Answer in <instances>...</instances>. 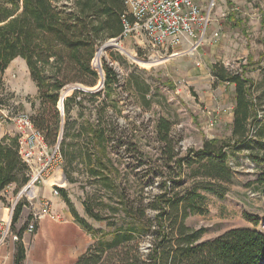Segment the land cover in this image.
Returning <instances> with one entry per match:
<instances>
[{"label": "rangeland", "instance_id": "rangeland-1", "mask_svg": "<svg viewBox=\"0 0 264 264\" xmlns=\"http://www.w3.org/2000/svg\"><path fill=\"white\" fill-rule=\"evenodd\" d=\"M69 1L56 0L61 7H68ZM196 2L206 20L203 32L198 38L184 39L169 53L151 46L139 33L106 39L95 47L96 55L90 66L97 71L98 80L93 86L78 85L90 92L103 89L100 84L104 79V63L115 69L120 81V95H114L121 108L115 121L117 135L109 142L105 155L108 186L104 187L99 177L90 176L80 166L69 169L68 177L61 165L60 171L45 177L31 204L25 198L16 200L18 192L14 193V189L9 193L3 191L0 199L4 209L0 217L6 218L7 208L14 205L7 242H15L16 231L27 232L22 264H71L102 232L112 231L106 221L94 220L85 213L83 200H88L94 209L101 203L116 210L120 191L131 203L143 197L146 204L166 186L170 190L167 196L178 197L180 205L195 208L185 223L193 229H203L200 241L236 227L264 233V162L255 160L252 151L258 131L264 129V0ZM123 51L143 61L162 59L143 65L129 59ZM115 56L119 61L113 60ZM214 65L228 75L237 74L254 83L257 116L244 142L236 144L231 138L234 90L230 86L234 88V84L218 81L212 73ZM128 77L130 84L125 90ZM75 84L62 88L56 104L60 113L62 96L71 95ZM140 92L146 95V101L141 100L143 104L134 99ZM0 98L4 101L0 106V126H7L16 138L22 133L19 115L32 118L47 109L38 98L25 61L19 57L10 62L1 77ZM100 100L98 97L95 105ZM230 113L232 120L228 122ZM71 117L70 121L75 119L78 125L87 121L86 111L76 104ZM158 117L172 123L168 145L158 141L155 130ZM213 140L228 146H223L221 153L204 151V142ZM69 141L75 143L71 138ZM171 147L176 158L181 159V170L173 163L167 165ZM62 173L65 185L60 189L65 191L70 206L59 192L55 205L50 202L58 219L43 217L32 232L26 231L30 212L36 211L44 199L42 189L50 186L52 190L53 180H61ZM17 204L21 205L20 212L14 218ZM72 209L90 226V231L77 223ZM110 213L108 210L107 214ZM147 214L153 216L154 212L148 210ZM150 238L146 234L140 236L142 252L148 251Z\"/></svg>", "mask_w": 264, "mask_h": 264}, {"label": "trees", "instance_id": "trees-1", "mask_svg": "<svg viewBox=\"0 0 264 264\" xmlns=\"http://www.w3.org/2000/svg\"><path fill=\"white\" fill-rule=\"evenodd\" d=\"M123 15V0H70L68 7L59 6L56 0H0V83L10 62L17 57L23 59L37 87L38 98L47 106L42 113L29 117L33 127L42 134L47 145L59 142L61 165L68 177L69 169L80 166L90 176L99 177L104 187L109 181L105 173V155L109 142L117 135L115 121L121 114L119 102L114 98L120 95L117 72L104 63L103 89L96 92L75 89L63 99L62 113L56 109V104L67 84H96L99 75L90 66L97 51L94 53V49L106 39L120 37ZM113 60L119 61L116 56ZM212 73L218 81L234 84L231 138L236 144L244 142L257 116L252 91L254 83L237 74L228 75L217 65L213 66ZM129 81L130 77L126 78L125 90ZM128 94L134 96L131 92ZM136 94L134 99L143 104L141 100L145 102L146 95ZM77 97L80 98L76 100ZM98 97L101 100L95 105ZM74 104L86 111L85 123L78 125L75 119L70 121ZM2 105L4 101L0 98ZM171 127L168 119H156L158 141L165 145L170 143ZM69 138L75 143L68 142ZM254 145V159L264 162V129L258 131ZM223 146L228 144L213 140L204 142L203 149L221 153ZM176 156L171 147L167 165L170 167L173 163L181 170V159ZM27 170L18 154L16 136H3L0 139V192L9 185H14V193L18 192L27 181ZM161 190L146 204L143 197L131 203L120 191L116 210L101 203L94 209L88 200H83L85 213L94 220L106 221L112 231L102 232L101 237L71 264H264V233L236 227L213 239L200 241L203 229H193L185 223L195 208L180 205L178 197L167 196L170 190L166 186ZM58 191L70 206L65 191L60 188ZM20 207L17 204L14 218ZM148 210L154 215L149 216ZM72 214L82 228L91 230L73 209ZM21 233L20 230L15 232L13 264H22L25 259ZM143 234L151 237L147 252L139 247Z\"/></svg>", "mask_w": 264, "mask_h": 264}, {"label": "built area", "instance_id": "built-area-1", "mask_svg": "<svg viewBox=\"0 0 264 264\" xmlns=\"http://www.w3.org/2000/svg\"><path fill=\"white\" fill-rule=\"evenodd\" d=\"M123 4L125 15L122 16L123 30L120 37L131 33L142 34L151 46L164 53L171 52L184 39L198 38L206 26V20L196 0H123ZM62 110L60 109L61 112ZM17 120L22 126V133L17 137L18 154L27 165L28 174L27 181L21 186L15 199L25 198L31 204L45 177L61 170L62 159L59 142L49 147L42 134L33 127L28 115L21 114ZM61 180H53V195H58V189L65 185L63 173ZM13 207L11 205V208H7L9 213L6 218L0 217V247L9 238ZM29 216L26 224L28 232H32L43 217L58 219L47 199H41L39 208L31 211ZM13 239L16 240V236Z\"/></svg>", "mask_w": 264, "mask_h": 264}, {"label": "crops", "instance_id": "crops-1", "mask_svg": "<svg viewBox=\"0 0 264 264\" xmlns=\"http://www.w3.org/2000/svg\"><path fill=\"white\" fill-rule=\"evenodd\" d=\"M230 90H234L233 86H230ZM210 100V98L207 97V100ZM211 101V100H210ZM232 113H230V118H228V122L232 120L231 118ZM13 136L12 131L7 126H0V139L5 136ZM14 187H6L3 191L9 193V191H13ZM2 191V192H3ZM40 191V186H39ZM50 186L44 187L42 189V198L47 199L49 202L52 203V206L55 205L54 203L57 201V197L52 194ZM2 192H0V197L2 196ZM3 206L0 199V216L3 213ZM7 213V212H6ZM19 228V227H18ZM18 228L16 230H18ZM27 232L21 233V241L22 243H25V239H27ZM24 246V245H23ZM14 251H15V244L14 241L7 242L6 245H3L0 247V264H13L14 259Z\"/></svg>", "mask_w": 264, "mask_h": 264}, {"label": "bare ground", "instance_id": "bare-ground-1", "mask_svg": "<svg viewBox=\"0 0 264 264\" xmlns=\"http://www.w3.org/2000/svg\"><path fill=\"white\" fill-rule=\"evenodd\" d=\"M123 53L131 60L141 63L143 65H149L150 63H155L157 61H160L162 58H158V59H154V60H150V61H143L142 59H139L137 57H135L134 55H132L131 53H129L128 51H123ZM178 55V54H174L173 56ZM101 72V71H100ZM102 84V83H101ZM100 84V86H101ZM65 95V94H64ZM66 96V95H65ZM61 104V103H60ZM61 109V108H60Z\"/></svg>", "mask_w": 264, "mask_h": 264}, {"label": "water", "instance_id": "water-1", "mask_svg": "<svg viewBox=\"0 0 264 264\" xmlns=\"http://www.w3.org/2000/svg\"><path fill=\"white\" fill-rule=\"evenodd\" d=\"M104 80V79H103ZM103 80H102V84L101 85H103ZM74 89H80V90H85V91H89L90 89H88V88H84V87H82V86H80V85H78V84H75L74 85V87H73ZM63 99H64V97L62 96V98H61V106H62V109H63V104H62V102H63Z\"/></svg>", "mask_w": 264, "mask_h": 264}]
</instances>
